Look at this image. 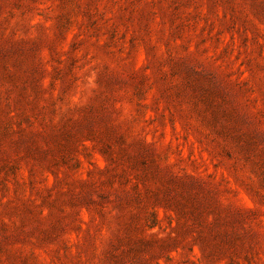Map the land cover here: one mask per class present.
Returning <instances> with one entry per match:
<instances>
[{"label":"rangeland","instance_id":"obj_1","mask_svg":"<svg viewBox=\"0 0 264 264\" xmlns=\"http://www.w3.org/2000/svg\"><path fill=\"white\" fill-rule=\"evenodd\" d=\"M0 264H264V0H0Z\"/></svg>","mask_w":264,"mask_h":264}]
</instances>
